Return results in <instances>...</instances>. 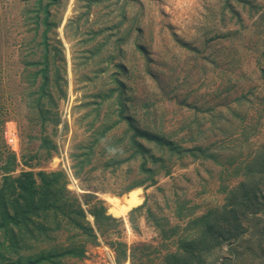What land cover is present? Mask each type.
I'll use <instances>...</instances> for the list:
<instances>
[{"label": "rangeland", "instance_id": "1", "mask_svg": "<svg viewBox=\"0 0 264 264\" xmlns=\"http://www.w3.org/2000/svg\"><path fill=\"white\" fill-rule=\"evenodd\" d=\"M125 117L207 153L178 158L141 138L162 160L146 171ZM263 150L264 0H0V184L60 171L91 223L98 202L122 216L66 264H118L115 243L134 254L122 264H160L189 218L239 203L247 184L262 205L242 217L250 247L234 264H264V222L251 230L264 174L245 171Z\"/></svg>", "mask_w": 264, "mask_h": 264}, {"label": "trees", "instance_id": "2", "mask_svg": "<svg viewBox=\"0 0 264 264\" xmlns=\"http://www.w3.org/2000/svg\"><path fill=\"white\" fill-rule=\"evenodd\" d=\"M54 1L48 0V4ZM47 82L48 77L45 76V83ZM119 99L122 113L128 107L123 104L122 98ZM126 119L132 132L130 143L133 155L136 158L137 155L140 156L142 168L146 171L151 170L146 168L150 162L158 164L162 160L156 157L141 138L156 142L164 152L178 158L186 155L196 158L197 153H207L201 147H182L170 138L152 134L138 127L131 119L125 117ZM257 158L245 168L247 173L254 176V180H259L264 174L261 169L254 170V167L264 166V150ZM252 185H244L243 200L236 206L227 205L223 212L214 209L202 216L189 218L185 230L193 232L180 235L177 238V249L162 256L164 262L161 261L160 264H215L217 242L227 240L232 241L229 243L232 250L223 264H234L237 260H242L251 241L241 237L245 232L242 217H246L250 211L256 214L254 207L261 208L262 205L258 203V194ZM84 195L87 205L93 203V194ZM97 204L92 205L89 210L93 217L91 223L79 197L69 190L67 177L63 172H39L37 175L22 172L16 177L5 173L0 184V264H66L70 259H83L87 247L97 245L99 237L104 236L111 226L117 225L115 218L122 217L111 206L108 208L109 215L100 202ZM261 222L264 219L254 215L251 230L256 232V227ZM56 234H60L61 238ZM29 239L39 240L40 245L28 252L25 246ZM111 246L114 247L118 264L134 257L133 251L129 254L124 243Z\"/></svg>", "mask_w": 264, "mask_h": 264}, {"label": "built area", "instance_id": "3", "mask_svg": "<svg viewBox=\"0 0 264 264\" xmlns=\"http://www.w3.org/2000/svg\"><path fill=\"white\" fill-rule=\"evenodd\" d=\"M6 138H7V132H6ZM12 142V140H10Z\"/></svg>", "mask_w": 264, "mask_h": 264}]
</instances>
